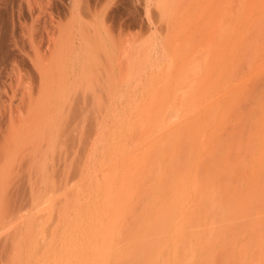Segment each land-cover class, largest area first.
Returning a JSON list of instances; mask_svg holds the SVG:
<instances>
[{
    "label": "rangeland",
    "instance_id": "374dc122",
    "mask_svg": "<svg viewBox=\"0 0 264 264\" xmlns=\"http://www.w3.org/2000/svg\"><path fill=\"white\" fill-rule=\"evenodd\" d=\"M11 1L0 4V41L25 55L45 29L69 26L76 70L88 51L78 33L97 6L112 4L125 27L154 0ZM165 1L163 33L110 24L124 30L111 31L112 71L127 79L112 110L61 113L80 141L75 165L64 163L61 207L45 213L44 264H264V0Z\"/></svg>",
    "mask_w": 264,
    "mask_h": 264
},
{
    "label": "bare ground",
    "instance_id": "6f19581e",
    "mask_svg": "<svg viewBox=\"0 0 264 264\" xmlns=\"http://www.w3.org/2000/svg\"><path fill=\"white\" fill-rule=\"evenodd\" d=\"M112 1L114 0H111V3ZM118 2L113 4L117 5ZM147 2L144 3L147 19L144 15L140 20L134 19L128 22V25L126 26L130 25L140 29V33L142 32L141 35H143L147 29L152 31L150 30L151 28H153L156 33H161V31L163 33L164 24H160L161 16H163V20L164 15H166L164 13L169 9V7L167 9V6L171 5V3L165 0ZM99 3L98 5H101ZM108 4L110 3L107 2V5ZM95 5H97V3ZM103 5V7H100V12L97 10V7L99 6H97L96 9L93 8L92 10L95 9V12L93 11L92 14L89 6V13L91 14L89 24L91 27L86 30L82 29L81 34L80 32L78 33L80 36L78 37V44L81 46L82 43H85L86 46L85 44H82L81 47L85 46L84 48H88L86 49L88 50L86 51V57L84 56V65H80L81 68L79 69L74 70L72 67H69L68 65L66 66V63L73 60L75 57L74 54L71 56L72 53L75 52L72 51L74 47L72 49V46L69 47V44L75 42L74 39L76 38V34H74V31L72 30L73 28L71 30L68 28L69 26L60 27V24L59 26H52L50 30H46L44 27V32H46L42 34L40 33L41 35L38 39L35 36V45H30L32 46V50L30 49L31 51L26 52L25 55H21L24 53H21L24 49H21V54H17L19 52L15 53V51L10 50L12 47H9V44L11 43L6 45V41H3L4 39L2 40L3 42L0 41V71L6 70V72L4 71L7 79L6 84L9 83V91L7 93L4 92L6 94L3 96V99H1L2 102H0L2 103L0 110V264H44V260H46L43 259L44 255L47 254V245H45V235H47L45 233L47 232H43V229H45V219L47 218L45 213L47 210L53 209H49L51 206H59V209L61 207L58 205V202H61L59 199H61L60 195H62L61 192L63 190L62 181L65 175L64 163H70V161L67 160L69 158V160L73 162L72 164L75 165L76 158L74 159V152L76 154L75 147L79 140L78 132L81 131H78L79 125L74 123V125L71 124L73 126H71L72 129L69 127L70 129L67 132L66 130L68 128L64 129V127H62L65 119V117L63 119L62 114L79 112L93 114L108 113L112 110L110 105V101L112 103V98L114 96L122 97L123 94H125L123 84V82L125 83V80L122 81L123 78L119 79L121 74L114 73L112 71L113 68L111 67L114 62L118 67V61L116 62L114 60L111 64V59H115V57H110L109 55L111 51L110 49L112 48L111 46H113L112 41L115 43V40L117 39L115 36L114 40L112 38V29L115 30V27L112 28V25L110 24L112 22L113 24L115 22H118L119 24L120 21L123 20V17L119 11H116V13L113 8L111 9L110 6L112 4L110 6H107L106 4ZM175 5L176 4H174V6ZM180 5L181 4H179V6ZM187 5H185V7H187ZM161 6L164 7V9L166 7L165 12H163L164 9L161 8ZM169 11L170 10H168V12ZM175 12L177 13V11ZM3 18L0 16V27L5 21ZM56 22H58V20ZM74 22L75 21H73V23ZM168 24L170 23L168 22ZM122 25L123 24H115V26H119L120 28H122ZM151 25H153V27H151ZM3 29L4 28L1 30ZM121 31L115 30V32L120 33ZM24 32L26 31H23V33ZM152 34L154 33L152 32ZM119 36L121 37V34H119ZM32 38H30V40ZM120 40H117L119 42V46H117L118 48L123 44H121L123 39ZM137 41L139 40H136V42ZM30 42L34 41L31 40L28 43ZM141 43L142 46H144L147 42ZM75 44H77V42ZM16 45L17 44H15V47H17ZM151 45L153 46L154 44H149L150 49L153 48ZM73 46L75 45L73 44ZM15 47L13 48L14 50ZM143 48L144 47H142V49ZM136 49H138V47ZM84 52L85 51H83V53ZM80 53L78 54L79 56ZM112 54H114V51ZM114 55L118 57L120 56V53L117 55L115 51ZM138 55L140 54L138 53ZM121 57L122 56H120V59L119 57L116 58V60L118 59L121 61ZM76 58L77 57H75V59ZM140 58L141 60H144L145 63V59H142V57ZM78 60L79 59H77V61ZM75 63L76 67L78 62ZM115 67L116 66L114 65V68ZM121 67L120 70L122 69ZM115 71L118 72V69H115ZM124 74H126V72ZM85 119L88 118L85 117ZM74 165L71 166L74 167ZM55 209L54 212L58 213L59 209L58 211H55ZM53 214L52 211L51 215ZM58 214L55 215L56 219ZM55 221L58 220H55L53 217L52 223H55ZM47 224H49L48 221ZM51 225L52 224H49L48 227L50 228ZM56 227L54 229H58ZM33 232H38V234L34 235Z\"/></svg>",
    "mask_w": 264,
    "mask_h": 264
},
{
    "label": "crops",
    "instance_id": "0c3cea01",
    "mask_svg": "<svg viewBox=\"0 0 264 264\" xmlns=\"http://www.w3.org/2000/svg\"><path fill=\"white\" fill-rule=\"evenodd\" d=\"M45 1L42 0V3L45 2ZM1 2H2V0H0V4H1ZM42 3H40V4H42ZM30 4L33 5L31 0H30ZM9 5H25V7H26L27 6V2L23 3L21 0H12ZM26 13H27V16H28L29 13L27 11V8H26Z\"/></svg>",
    "mask_w": 264,
    "mask_h": 264
}]
</instances>
